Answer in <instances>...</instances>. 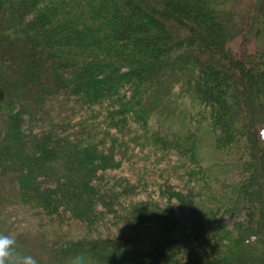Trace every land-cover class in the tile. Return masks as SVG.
<instances>
[{
	"label": "trees",
	"instance_id": "trees-1",
	"mask_svg": "<svg viewBox=\"0 0 264 264\" xmlns=\"http://www.w3.org/2000/svg\"><path fill=\"white\" fill-rule=\"evenodd\" d=\"M0 116V235L15 238V254L37 264H264V0H0ZM205 146L215 165L237 168L231 199L208 167L188 165ZM142 161L165 166L134 174ZM36 175L55 186L40 188ZM148 186L155 201L139 197ZM190 202L197 221L219 222L199 254L182 252L185 228L138 256L118 237L45 223L91 227L121 205L140 223ZM220 209L250 225L238 220L231 237L214 219ZM19 211L36 223L13 229Z\"/></svg>",
	"mask_w": 264,
	"mask_h": 264
},
{
	"label": "rangeland",
	"instance_id": "rangeland-1",
	"mask_svg": "<svg viewBox=\"0 0 264 264\" xmlns=\"http://www.w3.org/2000/svg\"><path fill=\"white\" fill-rule=\"evenodd\" d=\"M234 44H232V46L234 47ZM0 127L3 125V117L0 116ZM31 123L28 120L27 117H24V122H23V132L26 136L29 135V131H30V127H31ZM202 131H195V134L199 135ZM205 145H208V142L204 143ZM200 151H202L201 155H203V158L200 163H191L188 161V165L192 166V167H196L197 164H201V166H205L208 167L209 171L206 172L208 174L209 177H212V179H210L209 181L214 182V177L213 175L217 176V179L219 181V183L217 184V188L215 191H217L218 195L220 196V198L223 200L224 196L230 198V192L232 187L234 186V181H232L231 179V174H235L237 171V168L234 167H230L229 165H220V163H217V165H215L214 163H216L214 160H216V157L213 154L212 148L211 146H205L204 148L200 149ZM145 152H143V154H145ZM200 155V156H201ZM147 156V155H142V157ZM239 156V155H238ZM173 159H175V156H172ZM177 162H178V167L181 168L182 166H180V162L184 161V159H179L176 158ZM237 159V157H236ZM225 160V159H222ZM55 164L53 165V168L55 171V175L57 173H60L59 169H61V162L60 161H56L54 162ZM237 165V164H235ZM134 168V171H132L134 174H136V170L141 168V167H147L148 170L151 171L152 174L158 175L160 173V170H163L164 166H165V162L162 163L161 165H158V167H154L151 165H148V162H139V163H135L134 165H131ZM126 167V166H124ZM123 167V168H124ZM121 168V167H120ZM120 168L118 170H120ZM74 169V168H72ZM112 169L111 170V174L114 175L116 173H118V170ZM62 171V170H61ZM179 174L183 173V170H179ZM178 174V176H180ZM36 181L39 182V186L40 188H53L55 186V180L52 176L50 175H36ZM116 179V178H114ZM114 183L118 184L116 180H112ZM173 181H176V179H174ZM181 181V180H180ZM173 185H177L174 186L176 189H178L177 191H180L182 196H185V193L187 194V191H183L184 187L183 185L176 182H172ZM192 182L190 181V185ZM109 185H113L109 183ZM142 187V186H141ZM147 188V187H146ZM149 189L145 190V188H143V190L140 189V194L139 197L141 196L142 199H147L150 198L152 200H156V197H158V192L157 189H150V186H148ZM182 189V190H180ZM145 190V194L147 193L148 195L146 196L145 194H142V191ZM32 194V193H31ZM232 195V193H231ZM137 197V196H136ZM147 197V198H146ZM227 198V199H228ZM133 199V198H131ZM196 199V198H195ZM231 199V198H230ZM124 200H128L127 198ZM226 199H224L225 201ZM188 203V202H186ZM191 204V202H190ZM184 204L183 205H179V204H172V208L173 209H166L164 211H159L158 214L162 215V216H157L158 214H154L156 216L152 217H148V219L141 221L140 223L137 222H130V220H127L124 218V214H126V211H122V205L121 207L119 206V208L117 209L116 212H114L113 214H108L101 222L95 223L94 225H92L91 227L83 225L81 222H73V221H65V223L61 224V225H56L54 222H51L49 220L48 217H45V223L47 224L48 228H52L54 230H56L58 233L61 234H67L69 236L75 237V236H79V234L84 235L85 233H88L89 231H93L95 236H115L118 237V241L117 244L119 247H121V249H126L128 253H131L133 255H138L141 256L143 252H147L150 248H152L151 245L155 244V240L158 238H164L162 240H159V242L165 244H168V237L172 238L173 236H175L176 234L179 235V228H185V231H188L191 235L187 238V239H183L182 238V242H181V246L183 248L182 252H191L193 254H199L202 251H208L209 249H211V247L207 244V242L205 240H203V237L205 236V234L208 232L207 229L209 224L213 223L210 220H207L205 218H201L200 220L197 221L196 216H199L197 211L199 209V207H193V205L191 204ZM156 205V204H155ZM157 206V205H156ZM27 207V205H26ZM26 207H22V209H26ZM28 208V207H27ZM162 208H164L162 206ZM153 209V207H152ZM159 210V208H158ZM14 213V212H12ZM20 211L15 214L17 215L16 217L13 215L12 218L13 220H16L17 223H12L13 224V229L17 228L20 229V227H26V225H31V224H35L36 220L35 218L31 217V215L29 213L26 212H21V215H19ZM11 216V215H10ZM32 216H36L34 214H32ZM155 217H159L164 220H166L167 222H175L178 226H175L173 228H167V227H160L157 223V219ZM215 220L220 219V223L223 224L227 230L231 231L230 236L233 237V235H235V224L236 222L239 220H243V222L241 223L242 228H246L247 226H249L250 224H248L247 220H244L241 215L236 212V210H232V209H228V211H224L222 209H220L217 212V215L214 218ZM38 221V220H37ZM196 222V223H195ZM175 224V225H176ZM218 226L219 222L216 223L214 222L211 226ZM210 226V227H211ZM21 230V229H20ZM164 230V231H163ZM203 231V232H202ZM233 231V232H232ZM23 232V231H22ZM173 236L168 235V233H171ZM198 232V233H195ZM92 233V232H91ZM195 233V234H194ZM124 236V237H123ZM122 237V238H121ZM167 240V241H166ZM219 242L218 245H214V246H229V242L227 241H222V240H216ZM184 242L186 243V245L184 246ZM170 247V246H169ZM126 253V252H125Z\"/></svg>",
	"mask_w": 264,
	"mask_h": 264
},
{
	"label": "clouds",
	"instance_id": "clouds-1",
	"mask_svg": "<svg viewBox=\"0 0 264 264\" xmlns=\"http://www.w3.org/2000/svg\"><path fill=\"white\" fill-rule=\"evenodd\" d=\"M15 238L0 235V264H37L32 256H20L14 252Z\"/></svg>",
	"mask_w": 264,
	"mask_h": 264
}]
</instances>
